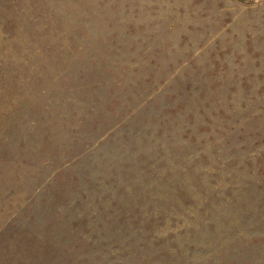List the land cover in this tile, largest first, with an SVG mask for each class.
<instances>
[{
    "label": "rangeland",
    "instance_id": "1",
    "mask_svg": "<svg viewBox=\"0 0 264 264\" xmlns=\"http://www.w3.org/2000/svg\"><path fill=\"white\" fill-rule=\"evenodd\" d=\"M0 264H264V0H0Z\"/></svg>",
    "mask_w": 264,
    "mask_h": 264
}]
</instances>
